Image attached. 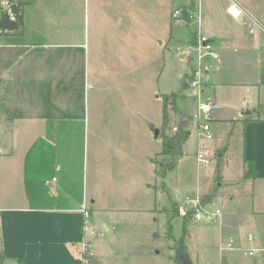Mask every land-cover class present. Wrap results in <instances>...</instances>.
Listing matches in <instances>:
<instances>
[{
	"label": "crops",
	"instance_id": "obj_1",
	"mask_svg": "<svg viewBox=\"0 0 264 264\" xmlns=\"http://www.w3.org/2000/svg\"><path fill=\"white\" fill-rule=\"evenodd\" d=\"M233 1L244 8V24L253 22L248 31L224 37L208 0L202 19L196 16V34L213 40L220 59L204 66L198 95H181L215 103L208 122L214 139L200 137L199 104L197 117L194 108L187 115L178 110L190 136L175 169L189 158L211 165L189 212L216 203L211 215L222 226L249 228L264 248V24L246 2ZM230 5L218 8L232 17ZM171 6L172 0H36L25 10L23 34L0 36V264H83L85 207L102 238L113 217L123 223L124 214L161 211L166 50L173 42L192 45L188 25L189 39L177 38ZM34 8L38 19L29 21ZM202 150L210 152L207 164L198 160ZM248 161L254 172L245 177ZM206 196L207 204L197 205ZM96 240L93 260L107 264Z\"/></svg>",
	"mask_w": 264,
	"mask_h": 264
},
{
	"label": "rangeland",
	"instance_id": "obj_2",
	"mask_svg": "<svg viewBox=\"0 0 264 264\" xmlns=\"http://www.w3.org/2000/svg\"><path fill=\"white\" fill-rule=\"evenodd\" d=\"M212 2V7L216 11L214 21L216 25L221 24V33L226 37L227 33L243 31L253 27V22L244 24L245 15L241 19H234L229 15H225L223 10L218 7L226 8L232 2L231 0H208ZM238 2H246L250 7V12L258 20L264 24V0H236ZM245 4V3H244ZM207 4L206 0H172V24L174 32L182 42L189 39V34L185 20L180 19L184 12L191 15L189 28L196 31L197 15L203 16ZM4 4L0 3V17ZM36 16L29 21H35L38 18V10L34 8ZM175 11L180 12V18L175 19ZM42 12V11H41ZM39 16V14H38ZM67 16V14H61ZM41 21L48 22L49 15H41ZM199 27V26H198ZM142 31V28H141ZM198 38V35H197ZM179 47V44H178ZM177 45L173 44L166 50V67L162 79L166 82L163 89L167 90L168 94H193L197 88H192L187 85V89L183 88L182 77L185 73L192 74L193 69L187 64L179 61L176 57ZM209 57V56H208ZM211 57L203 59V67ZM194 62L192 66H197ZM190 75L187 77V83L190 81ZM203 79V77H202ZM201 79V84H202ZM163 82V81H162ZM198 95V91L196 93ZM200 102L202 99L200 98ZM199 100L189 96L188 100H179L180 112L187 115L189 109L194 108L195 113H198ZM173 121L172 128L166 130L169 135L176 133V127L180 125L181 119L178 112L171 113ZM198 114L196 115V117ZM199 116H202L201 113ZM199 126L203 123V119H198ZM202 122V123H201ZM196 130L193 131V136L187 148L190 152L196 142ZM83 153V148L78 149ZM164 158L159 157L157 163H161ZM211 165L208 167L200 166L195 158L186 159L180 167L166 175V190L159 191L157 194L156 204L158 207L157 214L154 217L140 216L137 214H124L126 217L123 223L116 217L112 218V222L107 226L110 230L109 235L105 238L99 237L96 241L97 248L95 251L98 256H103L107 264H179L174 261L176 256L177 240L184 237L187 247V255L193 264H264V248L257 247L255 244V233L247 229L230 230L222 226L220 218L211 215L215 213L217 208L216 203L212 207L199 208V214L194 215L191 210L196 206L195 202L198 199L199 190L196 186L197 181L201 180L205 184L211 175ZM218 185V184H217ZM178 202L186 216L181 212H173V202ZM198 205V204H197ZM243 210H245L243 208ZM184 218L190 219V224L184 231ZM236 224L235 226H237ZM149 226V229L147 228ZM171 226V230H170ZM150 227L151 231H150ZM146 234L140 235V232ZM171 233V234H170ZM238 235V236H237ZM237 236V237H236ZM252 237L249 242L248 238ZM232 241V242H231ZM231 244V246H228ZM253 252V255H250Z\"/></svg>",
	"mask_w": 264,
	"mask_h": 264
},
{
	"label": "trees",
	"instance_id": "obj_3",
	"mask_svg": "<svg viewBox=\"0 0 264 264\" xmlns=\"http://www.w3.org/2000/svg\"><path fill=\"white\" fill-rule=\"evenodd\" d=\"M36 0H0V3L4 4L2 15L0 17V36H10V35H21L24 30V20H25V10L28 6L34 5ZM191 15L184 12L181 19L185 20L189 26ZM192 41L190 44L194 45L197 43L196 40V31L190 29ZM187 77L182 81L183 88L186 89ZM184 96L181 94H170L163 96V126L161 132V138L163 141V150L161 152V156L164 157L163 161L158 164L159 166V176L165 178L169 172L175 170L178 164V160L184 154V146L190 136V132L188 127H180L179 125L176 127V133L174 135H169L166 133V130H169V125L171 122L170 111L179 112V100ZM183 101V100H182ZM247 170L245 173V177H250L253 175L254 167L252 161H248ZM212 198L211 196H206L203 198L201 202V206H205L208 200ZM207 199V200H206ZM173 212H177L178 210L175 207L173 202ZM190 224V219L184 218V231L186 233L187 226ZM171 230V226H170ZM171 234V233H170ZM187 247L185 245L184 237L180 240H177L176 244V256L174 257V261L180 263L181 258L186 255ZM93 264H99L98 262H94ZM24 264V263H23Z\"/></svg>",
	"mask_w": 264,
	"mask_h": 264
},
{
	"label": "built area",
	"instance_id": "obj_4",
	"mask_svg": "<svg viewBox=\"0 0 264 264\" xmlns=\"http://www.w3.org/2000/svg\"><path fill=\"white\" fill-rule=\"evenodd\" d=\"M228 12L236 19H241V17L245 15L244 8L235 1H233V3L229 6ZM174 18H180L179 11H175ZM251 33H253V30H251ZM208 56L212 57L214 60L220 59L219 53L215 51L213 40L205 35H200L198 37L197 43L194 45L179 46L177 48L176 57L179 59V61L189 65L193 64L194 62H197L198 64L197 66L193 67V73L190 75V81L188 82V85H190L192 88H197L198 92L201 90V79L205 71V67H203V59ZM215 109L216 105L211 100L202 103L200 102L199 104V110L201 114H203V117L201 116L203 123L200 126V137L204 141H212L214 139L213 131L208 122L211 120L213 111ZM209 157L210 152L208 150H202L198 155V160L203 164H207L209 162ZM200 203L201 202L198 201V205H200ZM82 213L84 217L82 223L84 237L81 242L82 261L83 264H93L92 260L94 254L92 251V243L100 236V228L91 222L90 212L86 207L82 210ZM216 213L219 215L220 211L218 210ZM181 214L186 216L185 211H181ZM249 240L251 241L252 239L250 238ZM228 246H231V244ZM250 255H253V252H250Z\"/></svg>",
	"mask_w": 264,
	"mask_h": 264
},
{
	"label": "water",
	"instance_id": "obj_5",
	"mask_svg": "<svg viewBox=\"0 0 264 264\" xmlns=\"http://www.w3.org/2000/svg\"><path fill=\"white\" fill-rule=\"evenodd\" d=\"M186 126H187V123H185V122H182V124L180 125V127H186ZM153 132H154L155 138L157 139L159 137V135H160V129L159 128H154ZM179 264H193V262L191 261L189 256L186 254V255H184L181 258Z\"/></svg>",
	"mask_w": 264,
	"mask_h": 264
}]
</instances>
